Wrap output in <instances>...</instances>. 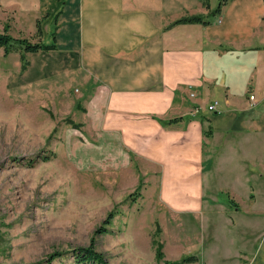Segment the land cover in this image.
Wrapping results in <instances>:
<instances>
[{
  "label": "crops",
  "instance_id": "crops-1",
  "mask_svg": "<svg viewBox=\"0 0 264 264\" xmlns=\"http://www.w3.org/2000/svg\"><path fill=\"white\" fill-rule=\"evenodd\" d=\"M4 21L47 44L55 32L29 77L76 84L84 130L135 156L139 179L160 175L169 210L203 216L166 259L264 264V0H0Z\"/></svg>",
  "mask_w": 264,
  "mask_h": 264
},
{
  "label": "rangeland",
  "instance_id": "rangeland-1",
  "mask_svg": "<svg viewBox=\"0 0 264 264\" xmlns=\"http://www.w3.org/2000/svg\"><path fill=\"white\" fill-rule=\"evenodd\" d=\"M19 29L9 32L42 42L41 30L33 37ZM29 74L20 50L4 55L0 47V264L46 262L56 250L69 254L51 264H71L70 249L88 245L113 209L110 232L97 236V249L113 264H147L137 249L151 257L156 244L150 239L168 248L188 232L199 236L203 216L169 210L160 175L144 176L139 187L144 169L135 156L123 163L127 157L118 155L115 139L84 130L76 84L61 92V79L35 84ZM237 199L244 204L245 197Z\"/></svg>",
  "mask_w": 264,
  "mask_h": 264
},
{
  "label": "trees",
  "instance_id": "trees-1",
  "mask_svg": "<svg viewBox=\"0 0 264 264\" xmlns=\"http://www.w3.org/2000/svg\"><path fill=\"white\" fill-rule=\"evenodd\" d=\"M208 0H204L207 4ZM223 1L220 2L217 11L220 10ZM195 21H203L201 16H191V17H184L175 21V23L179 22H195ZM10 25L7 23L5 24L4 30L0 32V47L4 49V55H8L11 52L21 51V60H22V67L26 69L29 65V60L26 56L28 52H36L39 50L42 51H49L54 50L57 48V42L55 39V32L52 34L53 42L47 44L43 42H33L28 38L14 37L10 32ZM76 127H80V124L74 123L70 121ZM212 131V129H210ZM142 184V178L140 177L139 187ZM116 215V210L113 209L108 212L107 216L103 220V223L97 227L94 233L91 236V242L88 245H82L77 247H72L70 249V253L72 256L71 264H113L109 261L106 253L97 249V236L99 234L109 233L110 229L108 225L112 222V219ZM154 243L156 244V257L159 264H190L193 262L198 261V256L194 254L183 256L180 259L170 260L166 259L165 253L163 251V247L161 243H157L156 239H154ZM68 251H59L56 250L49 254L47 261H37V262H30L27 264H51L56 258H62L66 256Z\"/></svg>",
  "mask_w": 264,
  "mask_h": 264
},
{
  "label": "built area",
  "instance_id": "built-area-1",
  "mask_svg": "<svg viewBox=\"0 0 264 264\" xmlns=\"http://www.w3.org/2000/svg\"><path fill=\"white\" fill-rule=\"evenodd\" d=\"M254 97H255L254 94H251V95H250V98H251V99H254ZM209 108H210V109H213V108H214V105H210Z\"/></svg>",
  "mask_w": 264,
  "mask_h": 264
}]
</instances>
